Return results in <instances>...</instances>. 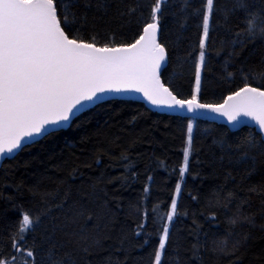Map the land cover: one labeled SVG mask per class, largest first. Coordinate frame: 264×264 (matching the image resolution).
<instances>
[{
    "label": "trees",
    "instance_id": "obj_1",
    "mask_svg": "<svg viewBox=\"0 0 264 264\" xmlns=\"http://www.w3.org/2000/svg\"><path fill=\"white\" fill-rule=\"evenodd\" d=\"M247 2L261 6L260 0ZM151 3L91 0L87 26L72 35H95L97 46L129 44L150 22ZM233 3L215 0L198 93L203 103H219L245 82L264 88L259 75L264 39L234 43L244 12H233ZM203 5L204 0H167L162 9L159 43L167 64L161 80L178 98L193 94ZM189 122L188 170L162 264H264V148L249 150L246 144L259 145L260 135L249 127L230 131L223 124L156 113L130 100L97 104L66 129L2 162L0 253L11 255L12 237L29 213L40 216L27 236L37 264H48L53 250L63 264H153L181 178ZM229 192L231 203L225 199ZM234 215L235 225L230 223ZM244 216L254 218V224L243 222ZM225 240L229 248L235 244L234 255L214 250L217 241Z\"/></svg>",
    "mask_w": 264,
    "mask_h": 264
},
{
    "label": "snow or ice",
    "instance_id": "obj_2",
    "mask_svg": "<svg viewBox=\"0 0 264 264\" xmlns=\"http://www.w3.org/2000/svg\"><path fill=\"white\" fill-rule=\"evenodd\" d=\"M166 3L167 0H152L150 22L133 43L97 46L95 35L91 39L72 35L87 26L86 10L91 7V0H0V159L24 150L38 137L55 134L88 105L102 102L112 93H141L150 105L186 112L191 118L213 113L225 117L232 125L241 124L242 118H247L258 126V135H264V88L245 82L223 103L206 104L198 99L215 0H204L195 90L191 98H178L161 82L166 50L158 42L157 33ZM260 5L252 8L247 0H234L233 12H244V26L238 29L234 43L243 46L257 38L264 39V0H260ZM81 7L85 11H79ZM135 10L132 8L131 12ZM241 34L245 37L243 41ZM259 75L264 79V72ZM192 132L193 125L188 123V147L184 149L181 179L188 170ZM246 144L249 150L264 148V140L259 145L254 141ZM180 191L181 184L177 183L176 193ZM260 193L264 195V186ZM225 199L231 203L233 193L229 192ZM175 215L177 199L173 198L166 215L169 223L162 227L153 264H162L169 225ZM237 221L234 215L230 223L235 225ZM243 222L254 224V218L244 216ZM39 223V215L23 214L18 233L12 237V253H0V264H37L36 250L28 245L27 236ZM207 240L206 235V249ZM235 247L233 244L229 248L226 240L217 241L214 250L231 256L235 254ZM55 255L53 250L48 264H63Z\"/></svg>",
    "mask_w": 264,
    "mask_h": 264
},
{
    "label": "water",
    "instance_id": "obj_3",
    "mask_svg": "<svg viewBox=\"0 0 264 264\" xmlns=\"http://www.w3.org/2000/svg\"><path fill=\"white\" fill-rule=\"evenodd\" d=\"M144 27V26H143ZM143 29V28H142ZM159 32L157 33V39H158V42H159ZM142 34V30H141V33ZM139 37V36H138ZM135 41V40H134ZM133 41V42H134ZM131 42V43H133ZM130 44V43H129ZM127 45V44H126ZM118 46H121V45H118ZM167 64V54H166V60L165 62H163V69L165 68ZM163 71V70H162ZM162 82V80H161ZM163 83V82H162ZM166 86V85H165ZM167 87V86H166ZM243 87V86H242ZM240 89V88H239ZM239 89H237L236 91H238ZM235 92V91H234ZM233 93V92H232ZM232 93L226 95L223 100L219 103H216V104H220V103H223L224 99L231 95ZM190 99V98H188ZM108 100H130V101H135V102H140L142 103L147 109L153 111V112H156V113H160V114H167V115H174V116H179V117H183V118H186V119H189L191 118V114H188L186 112H181L179 110H171V109H167V108H157L155 106H152L150 105L147 100L143 97V95L141 93H135V92H124V93H112L108 96L105 97V99L102 101V102H105V101H108ZM102 102H97L96 104H90L88 105V107L84 110H88L94 106H96L97 104H100ZM201 102V101H200ZM203 103V102H201ZM206 104H209V103H206ZM215 105V104H213ZM82 111V112H84ZM81 112V113H82ZM80 113V114H81ZM79 115V114H78ZM191 119H194V120H201V121H207V122H213V123H217V124H223L225 125L230 131H236V130H239L240 128L242 127H249V128H253L254 131L256 133L259 132L258 130V126L255 124L254 121H251L247 118H242V120L244 121L243 123L241 124H238V125H232V124H229L226 120L225 117H221L219 115H216V114H213V113H204L202 115H199L195 118H191ZM71 123V122H70ZM69 123V124H70ZM64 126L63 128H61L60 130L62 129H66L68 126ZM42 137H38L37 140L41 139ZM260 138L261 140H264V135H260ZM36 140V141H37ZM18 153V152H17ZM17 153H15L14 155H16ZM14 155L12 156H9V155H5L3 159H0V165L2 164V162L5 160V159H10L12 158Z\"/></svg>",
    "mask_w": 264,
    "mask_h": 264
},
{
    "label": "rangeland",
    "instance_id": "obj_4",
    "mask_svg": "<svg viewBox=\"0 0 264 264\" xmlns=\"http://www.w3.org/2000/svg\"><path fill=\"white\" fill-rule=\"evenodd\" d=\"M201 35H202V33H201ZM199 54V53H198ZM197 62H198V56H197ZM196 62V63H197ZM194 90H195V81H194V85H193V92H194ZM189 123H191V122H189ZM186 141H187V138H186ZM188 144V143H187ZM183 163H184V161H183ZM183 166V165H182ZM181 178L179 179V181L177 182V183H181ZM177 193H176V187H175V191H174V195H173V198H177ZM170 211V210H169Z\"/></svg>",
    "mask_w": 264,
    "mask_h": 264
}]
</instances>
